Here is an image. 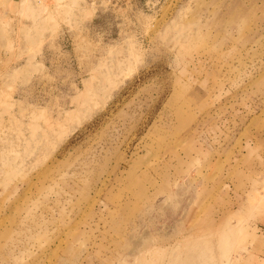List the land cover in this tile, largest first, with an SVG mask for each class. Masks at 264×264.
<instances>
[{"label": "rangeland", "instance_id": "1", "mask_svg": "<svg viewBox=\"0 0 264 264\" xmlns=\"http://www.w3.org/2000/svg\"><path fill=\"white\" fill-rule=\"evenodd\" d=\"M95 1L0 0V264H264V0Z\"/></svg>", "mask_w": 264, "mask_h": 264}, {"label": "bare ground", "instance_id": "2", "mask_svg": "<svg viewBox=\"0 0 264 264\" xmlns=\"http://www.w3.org/2000/svg\"><path fill=\"white\" fill-rule=\"evenodd\" d=\"M59 1H62V0H59ZM69 1V4H71V6H77L78 4H80V2L82 1V0H68ZM40 4H41V2H40ZM79 6V5H78ZM65 8V7H64ZM68 10H70V9H68Z\"/></svg>", "mask_w": 264, "mask_h": 264}, {"label": "built area", "instance_id": "3", "mask_svg": "<svg viewBox=\"0 0 264 264\" xmlns=\"http://www.w3.org/2000/svg\"><path fill=\"white\" fill-rule=\"evenodd\" d=\"M91 1H92V2H96L95 0H91ZM109 2H110L109 4H111V3H112V1H111V0H109ZM111 5H112V4H111ZM111 5H110V6H111Z\"/></svg>", "mask_w": 264, "mask_h": 264}]
</instances>
